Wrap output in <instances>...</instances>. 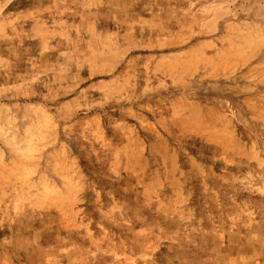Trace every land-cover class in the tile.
Wrapping results in <instances>:
<instances>
[{
    "label": "rangeland",
    "instance_id": "1",
    "mask_svg": "<svg viewBox=\"0 0 264 264\" xmlns=\"http://www.w3.org/2000/svg\"><path fill=\"white\" fill-rule=\"evenodd\" d=\"M0 264H264V0H0Z\"/></svg>",
    "mask_w": 264,
    "mask_h": 264
},
{
    "label": "bare ground",
    "instance_id": "2",
    "mask_svg": "<svg viewBox=\"0 0 264 264\" xmlns=\"http://www.w3.org/2000/svg\"><path fill=\"white\" fill-rule=\"evenodd\" d=\"M21 188V187H20ZM18 190V189H17ZM22 190V189H21ZM26 191V190H25ZM12 192V191H11ZM15 193V192H14ZM20 194V193H19ZM13 196V195H12ZM7 200H8V198H7ZM18 200V199H17ZM4 201V200H3ZM21 201V200H20ZM24 201V200H23ZM8 204V203H7Z\"/></svg>",
    "mask_w": 264,
    "mask_h": 264
}]
</instances>
